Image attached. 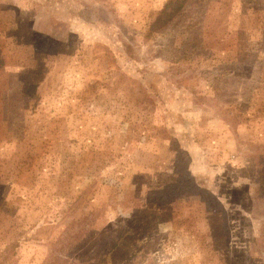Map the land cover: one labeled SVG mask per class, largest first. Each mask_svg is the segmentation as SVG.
<instances>
[{"label": "rangeland", "instance_id": "obj_1", "mask_svg": "<svg viewBox=\"0 0 264 264\" xmlns=\"http://www.w3.org/2000/svg\"><path fill=\"white\" fill-rule=\"evenodd\" d=\"M247 1L186 0L149 34L164 0H0V92L38 85L23 117L57 118L49 146L85 150L97 130L99 152L113 151L108 166L92 160L96 184L69 226L27 205L25 173L0 175L1 260L10 244V264H264V112L248 110L264 109V34ZM13 107L0 120V174L14 144L5 123L22 125ZM68 233L82 241L63 252Z\"/></svg>", "mask_w": 264, "mask_h": 264}, {"label": "trees", "instance_id": "obj_2", "mask_svg": "<svg viewBox=\"0 0 264 264\" xmlns=\"http://www.w3.org/2000/svg\"><path fill=\"white\" fill-rule=\"evenodd\" d=\"M256 1V30L264 34V0ZM185 2L186 0H164L161 7L148 22L146 26L147 33L150 34L167 25L172 17L182 8ZM251 2L252 0H248L247 4ZM238 4H240V1ZM251 10H253L252 7ZM240 25L241 27L244 26L243 23H240ZM42 58L43 55L36 57L38 63L35 64V72L37 73L42 71ZM35 72L33 73L35 74ZM98 85V82L92 81L90 84L86 85L84 88L85 90L82 91V93L75 94V112L79 111L80 102L83 103V100L84 104L89 102L82 98L83 95L93 96L96 93ZM41 92L42 91L38 88L37 84H32L30 82H27L23 87H17L14 92H11L9 89L0 92V120L4 119L5 115L10 111L9 106H14L13 119L18 123H22V125L17 128H12V120L5 123L9 124L11 127L9 130L14 131L12 133L10 132V134H6L7 139L3 141L7 143L13 141L14 144L11 149L12 154L10 157L1 158L5 161L4 164L7 165V168L5 173H1L0 175L5 180L7 178H17L22 175V173H25L30 185V188L24 190L26 193H24L23 196V199H27V205L34 208V210L37 211V214L40 212L41 217L44 216V221L48 219L50 220L51 218L50 221H45L49 226L53 227V225L56 226L57 224H61L67 220V218H69L70 221L67 223L69 226V224H77L78 219H75L74 217L79 211L85 210L86 206L84 205V200L87 198L92 187L96 184L93 177L97 176L95 170H98L100 166H93L92 160L96 159V164L98 165L101 164V166H108V161H112L113 151L111 149H104V153L99 152V145L108 140V138L105 139V137H101L94 126L91 127L92 131L96 130L98 135L89 131V134L86 136L89 139V145L85 150L83 147L78 149L71 148L72 144L69 146L65 145V141H63V144L55 147L49 146L47 143L57 138L58 125L50 126L51 123H56L58 121L56 120L57 118L53 120V118L46 117L32 119L23 117L24 112L31 111L30 108L34 103V99L39 98ZM257 109L259 110L257 111ZM248 110L250 114L254 111L261 113L264 112L263 108H258L253 104L248 107ZM256 112L254 113L255 115ZM102 115H105L103 109L101 113L95 115L99 118V128L104 125L103 121L100 122ZM65 131L68 130L63 127L62 133ZM64 134H66V132ZM96 136L100 139L97 147L94 146V138H96ZM10 138H12V140H10ZM75 154L80 156V160H73ZM89 157L92 159H88ZM78 175H80V177H78ZM115 177L117 179L112 178L115 181L111 186L117 188L121 185L117 184L120 177ZM87 178H89L88 183L78 188V184H81L83 182L82 180ZM109 180H101L102 185L105 181ZM44 182L45 184H43ZM168 186H173V184L170 183L158 189H151L146 192V196H149L151 192H161ZM73 192H77V195L73 200H70ZM25 196H30V198H26ZM36 198L38 201L34 200ZM154 199L156 203L164 204V202L168 201V196ZM62 205L65 206V211L58 222H55V218ZM65 226L66 228L68 227L67 225ZM65 240L66 242L64 245H66V247L62 249L63 252H65L70 245L75 244L78 241L81 242L82 237H78V235L74 234L70 235L68 233ZM11 247L10 244L3 245L2 252L5 259H0V264H10L7 260V255L10 256Z\"/></svg>", "mask_w": 264, "mask_h": 264}]
</instances>
